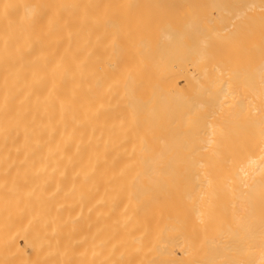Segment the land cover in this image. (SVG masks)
<instances>
[{"label":"bare ground","instance_id":"6f19581e","mask_svg":"<svg viewBox=\"0 0 264 264\" xmlns=\"http://www.w3.org/2000/svg\"><path fill=\"white\" fill-rule=\"evenodd\" d=\"M0 264H264V0H0Z\"/></svg>","mask_w":264,"mask_h":264}]
</instances>
